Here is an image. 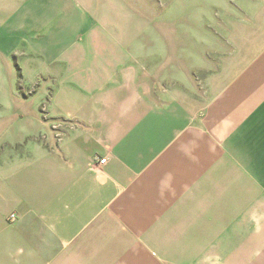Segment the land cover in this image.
<instances>
[{
    "label": "crops",
    "instance_id": "obj_1",
    "mask_svg": "<svg viewBox=\"0 0 264 264\" xmlns=\"http://www.w3.org/2000/svg\"><path fill=\"white\" fill-rule=\"evenodd\" d=\"M239 11L203 102L128 51L52 53L61 101L0 125V264H264V0Z\"/></svg>",
    "mask_w": 264,
    "mask_h": 264
},
{
    "label": "rangeland",
    "instance_id": "obj_2",
    "mask_svg": "<svg viewBox=\"0 0 264 264\" xmlns=\"http://www.w3.org/2000/svg\"><path fill=\"white\" fill-rule=\"evenodd\" d=\"M244 2L253 0H0V125L11 126L8 121L19 115L45 119L57 90L61 101L62 58L48 62L52 53L128 51L135 61L144 58L141 65L154 83L203 102L204 70L221 68L235 50L223 33L229 14L238 15ZM74 19H84L85 26ZM81 27L75 43L48 50L54 38L63 41Z\"/></svg>",
    "mask_w": 264,
    "mask_h": 264
},
{
    "label": "built area",
    "instance_id": "obj_3",
    "mask_svg": "<svg viewBox=\"0 0 264 264\" xmlns=\"http://www.w3.org/2000/svg\"><path fill=\"white\" fill-rule=\"evenodd\" d=\"M98 162L100 163V164H104V163H106L107 162V158L106 157H102V158H100L99 160H98ZM13 216V214H11V217Z\"/></svg>",
    "mask_w": 264,
    "mask_h": 264
}]
</instances>
